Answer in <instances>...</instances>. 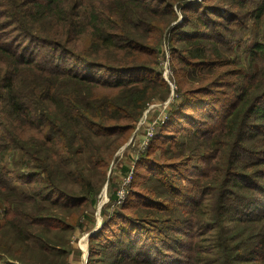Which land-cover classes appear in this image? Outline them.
I'll list each match as a JSON object with an SVG mask.
<instances>
[{"label": "trees", "instance_id": "obj_1", "mask_svg": "<svg viewBox=\"0 0 264 264\" xmlns=\"http://www.w3.org/2000/svg\"><path fill=\"white\" fill-rule=\"evenodd\" d=\"M166 99L87 264H264V0H0V264H70L114 152Z\"/></svg>", "mask_w": 264, "mask_h": 264}, {"label": "rangeland", "instance_id": "obj_2", "mask_svg": "<svg viewBox=\"0 0 264 264\" xmlns=\"http://www.w3.org/2000/svg\"><path fill=\"white\" fill-rule=\"evenodd\" d=\"M243 32L237 33L233 35L234 41H232L230 46H228L231 51H229L230 56L238 55L241 57V59H245L247 56L246 53V45L245 42L250 40L251 42L253 40V36L250 34L249 31L245 32L244 35H242ZM242 36V37H241ZM242 38V40H240ZM237 39L240 40V42H237ZM223 48V51L227 54L226 50L228 49ZM166 52V57L163 60V76L162 78L166 81H168L171 84H174V82L170 81V77L168 76V72H170V52L168 48H164ZM169 100H155L153 101L147 109L144 111V115L139 123V130L137 134L131 135L129 139L124 142L120 148L116 149V151L113 154V157L110 162L111 168L108 169L106 174V179L103 182L102 188L100 189V192L97 195V200L92 205L87 207L86 209V218L81 219V225L80 228H76L75 231L70 236V246L73 248L75 253V259L74 261L76 263L74 264H87V258H88V238L89 235L95 234L102 222L104 221V215L101 213V210H107L108 213L113 212V210L116 207H119L121 203H123L125 200V195L127 193V190L125 186L127 184H124V179L127 175V172L125 173L123 170V167L125 165L132 166L134 162V158L138 157L139 154L144 149L145 140L144 134L148 130V124L152 123L153 120L157 119L160 120L163 118V114L167 111V106L170 105ZM145 123V124H144ZM143 124V125H141ZM141 125V126H140ZM147 142V140H146ZM17 157V156H16ZM15 157V158H16ZM200 165V164H199ZM200 167H204L202 164ZM109 178V179H108ZM15 187L25 190L26 185L21 182L15 180L13 182ZM113 184V185H112ZM114 189L124 190V195L121 198L116 199V202H112L110 198V194ZM124 200V201H123ZM123 201V202H122ZM131 203V202H130ZM129 203V204H130ZM134 204H131V207H133ZM208 208V202L205 209ZM127 211L128 208H125ZM131 209V208H130ZM4 212V204L2 201H0V218L3 217ZM209 212V211H207ZM109 235V234H107ZM166 257V255H165ZM164 257V258H165ZM100 258H95V263H98V260ZM8 264V263H7ZM13 264V263H11Z\"/></svg>", "mask_w": 264, "mask_h": 264}, {"label": "built area", "instance_id": "obj_3", "mask_svg": "<svg viewBox=\"0 0 264 264\" xmlns=\"http://www.w3.org/2000/svg\"><path fill=\"white\" fill-rule=\"evenodd\" d=\"M139 123H140V122H139ZM152 130H153V126H149V127H148V130H147V132H146V140H147L148 136H150V135L152 134ZM146 140H145V143H146ZM130 177H131V173H128V174L126 175L125 179H124V184H127V183L129 182ZM116 195H117L118 198L123 197V195H124V190H123V189L118 190V191L116 192Z\"/></svg>", "mask_w": 264, "mask_h": 264}, {"label": "crops", "instance_id": "obj_4", "mask_svg": "<svg viewBox=\"0 0 264 264\" xmlns=\"http://www.w3.org/2000/svg\"><path fill=\"white\" fill-rule=\"evenodd\" d=\"M74 259H75V253L73 254V252H72L71 255H70V258H69L70 264H74V263H76V262L74 261Z\"/></svg>", "mask_w": 264, "mask_h": 264}]
</instances>
